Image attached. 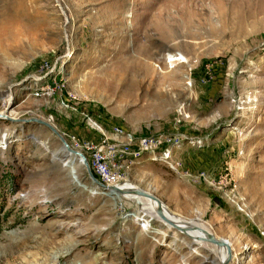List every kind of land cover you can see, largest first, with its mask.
Instances as JSON below:
<instances>
[{
    "label": "rangeland",
    "instance_id": "1",
    "mask_svg": "<svg viewBox=\"0 0 264 264\" xmlns=\"http://www.w3.org/2000/svg\"><path fill=\"white\" fill-rule=\"evenodd\" d=\"M0 113L74 149L177 135L119 176L228 240L229 264H264V0H0ZM0 217V264H219L35 122L0 117Z\"/></svg>",
    "mask_w": 264,
    "mask_h": 264
},
{
    "label": "built area",
    "instance_id": "2",
    "mask_svg": "<svg viewBox=\"0 0 264 264\" xmlns=\"http://www.w3.org/2000/svg\"><path fill=\"white\" fill-rule=\"evenodd\" d=\"M120 126V125H119ZM122 127V126H121ZM177 135L158 133L155 135H137V139L129 144H115L111 140L87 139L79 141L74 135H71V142L74 147L85 152H92L95 159V167H90L95 177L106 185H120L125 183L122 177L119 176L117 170V159L120 156H125L126 150L138 149L141 146H149L155 143L165 142ZM171 160V157H170ZM176 168L178 170L176 164Z\"/></svg>",
    "mask_w": 264,
    "mask_h": 264
},
{
    "label": "water",
    "instance_id": "3",
    "mask_svg": "<svg viewBox=\"0 0 264 264\" xmlns=\"http://www.w3.org/2000/svg\"><path fill=\"white\" fill-rule=\"evenodd\" d=\"M0 117L13 119V120H20L22 122H35L39 125L46 126L54 135H56L58 137L61 144L66 148L67 151H69L70 153H73L78 159L82 160L89 178L98 187H100L102 190L118 191L121 193L123 192V190H121L120 188H118L115 185L109 186V185L102 183L100 180H98L95 177V175L93 174V172L91 171L90 166L88 164V161H87L85 155L83 154V152L78 150V149H74V148L70 147V145L68 144V142H67L66 138L63 136V134L49 120L38 118V117H29V118H21V119L17 118L16 119V118L8 117L6 114H2V113H0ZM133 192L138 194V195L148 197L151 200H153L154 202H156V213L158 214V216L161 217L163 220H165L170 225H172L173 227L181 230L180 224H177L176 222H174V220H172L168 216H166V214L164 213V210L166 209L165 204L162 202V200L158 196H156L155 194H153L149 191H146L142 188H136L133 190ZM196 227L201 229L206 234V241H208L209 243H211L217 247L225 248L226 256L220 261V264H229V262L232 258V249H231V245L228 242V240H226L222 237L216 236V235H214V233L209 232L204 228H200L199 226H196Z\"/></svg>",
    "mask_w": 264,
    "mask_h": 264
},
{
    "label": "bare ground",
    "instance_id": "4",
    "mask_svg": "<svg viewBox=\"0 0 264 264\" xmlns=\"http://www.w3.org/2000/svg\"><path fill=\"white\" fill-rule=\"evenodd\" d=\"M118 132L122 133L121 130H118ZM147 135H155V134H147ZM62 147H63L64 152L68 153V155L70 154L71 156L77 158L73 153H70L69 151H67L66 148L63 145H62ZM120 157H125V156H120ZM80 161L82 162V160H80ZM82 164H83V162H82ZM83 166H84V164H83ZM93 167H95V161H93ZM116 186L118 188H120L121 190H123L122 193L118 192V191H115L116 193L121 194V195H123L125 197H128V198H131V199H137L138 203L141 205V209L146 211L149 214V216H151L153 218H157V219L167 223L165 220H163L161 217H159L158 214L156 213V202H154L153 200H151L148 197H145V196H142V195H138V194L133 192V190L138 188V187H134L130 183H125V184L116 185ZM107 191H111V190H107ZM164 213L170 219L174 220V222H176L177 224H180L181 230H179V229L178 230L181 231L184 235L188 236L190 239H192L195 244H199L200 245L203 242H208V241H206V234L201 229L196 227V226H199V225L194 224V223H192L191 221H188V220L178 219L176 216L170 214L166 209L164 210ZM167 224L170 225L169 223H167ZM170 226H172V225H170ZM199 227L206 229L204 226H199ZM217 249H218V260H219V264H220V261L226 256V252H225V248H223V247H217Z\"/></svg>",
    "mask_w": 264,
    "mask_h": 264
},
{
    "label": "crops",
    "instance_id": "5",
    "mask_svg": "<svg viewBox=\"0 0 264 264\" xmlns=\"http://www.w3.org/2000/svg\"><path fill=\"white\" fill-rule=\"evenodd\" d=\"M51 122V121H50ZM52 124H54V126L62 133V134H64V135H67V133L66 132H68V131H66V126H63V125H60V124H56L54 121L53 122H51ZM74 123H76V125L73 127V128H75V129H77L79 132H83L84 130L83 129H86V130H88V126H87V124L86 125H83V126H79L77 123V121H74ZM88 131H90V130H88ZM88 133H90V132H88ZM90 135V134H89Z\"/></svg>",
    "mask_w": 264,
    "mask_h": 264
},
{
    "label": "trees",
    "instance_id": "6",
    "mask_svg": "<svg viewBox=\"0 0 264 264\" xmlns=\"http://www.w3.org/2000/svg\"><path fill=\"white\" fill-rule=\"evenodd\" d=\"M0 229H1V217H0Z\"/></svg>",
    "mask_w": 264,
    "mask_h": 264
}]
</instances>
